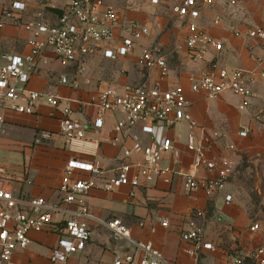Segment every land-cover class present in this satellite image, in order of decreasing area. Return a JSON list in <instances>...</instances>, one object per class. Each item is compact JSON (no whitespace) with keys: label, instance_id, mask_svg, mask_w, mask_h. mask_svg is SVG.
<instances>
[{"label":"crops","instance_id":"0c3cea01","mask_svg":"<svg viewBox=\"0 0 264 264\" xmlns=\"http://www.w3.org/2000/svg\"><path fill=\"white\" fill-rule=\"evenodd\" d=\"M70 0H27L29 14L45 8V18L55 23L57 15ZM181 0H159L151 5L147 0H104L120 15L115 28L117 38L126 35L125 26L131 21L145 26L147 36L135 42L132 52L113 59L103 58L102 53L84 59L82 64L62 66L50 51H45L38 60L37 69L25 85L28 91H38L57 96L54 105L43 98L35 102L30 114L5 108L0 103V163L7 168V187L15 196L43 197L49 201L59 200V182L65 162L76 157L97 162L112 174L113 161L119 155V147L112 144L114 137L123 138L125 146L131 141L122 133L113 130L115 121L122 116L118 111L103 113V126L97 135L86 126L85 137L97 139L98 146L91 152L77 153L68 149L59 134L62 109L69 107L72 117L79 122L91 123L96 116V107L90 100L105 87L111 85L121 91L126 85H143L148 88L180 87L188 101L187 111L196 122L190 130L185 122H178L168 130L157 131L156 137L166 135L172 143V152L161 155V165L173 168H189L194 152L187 149L188 135L196 145L204 146L203 137L213 141L206 152L209 158L224 157L230 164V174L222 192L207 196L198 189L186 192L182 179L175 177L170 184L159 180L133 190L127 186L113 191L92 188L68 210L75 211L85 205L89 218L79 217L91 230V238L83 250L70 255L65 264H112L114 254L130 255L135 264L141 254L125 240H113L103 224L118 219L131 231L136 241H149L163 257L174 264H229L233 256H245L258 246L264 236V81L257 79L250 86V97L245 108L240 109L242 98L232 92H223L214 99L206 98L202 91H191L190 82L199 78L209 62L227 69L256 70L255 57L264 55V43L249 38L250 27L264 28V0H237L235 6L221 3L200 5L198 25L222 44L220 51L209 49L200 61H191L185 43L190 31L187 18L179 17L173 7ZM6 4L0 0V13ZM30 16V15H29ZM219 18L217 24L213 23ZM159 30L158 43L173 49L177 67L168 66L167 74L161 78L158 68H144L136 63V56ZM30 33L20 25L6 22L0 28V64L10 54H23L28 50ZM138 43V44H137ZM157 47L160 52L159 46ZM161 54V53H160ZM162 55V54H161ZM167 59V60H166ZM136 64H135V63ZM168 62V63H167ZM136 66V67H135ZM76 80L78 87L61 84L59 78ZM45 130L51 132L50 140L34 143L35 134ZM247 135L241 137V131ZM146 141L143 140V143ZM233 145V149H228ZM175 152V154H174ZM11 164L3 162V158ZM134 159H141L135 154ZM8 162V161H7ZM216 173V171L214 172ZM81 177L86 174L80 173ZM210 175L204 169L196 172L198 178ZM231 201L225 202V195ZM202 210L205 217L198 219L207 237L215 246L213 250H202L195 256L185 253L192 248L180 238L187 220L195 210ZM68 213L53 216L52 226L61 225ZM167 226H162L161 221ZM142 222V225L139 224ZM259 224L257 231H250L253 223ZM58 233L53 230L31 232L30 243L25 249L15 251L8 264H53L50 250L56 245Z\"/></svg>","mask_w":264,"mask_h":264},{"label":"built area","instance_id":"2783aa9c","mask_svg":"<svg viewBox=\"0 0 264 264\" xmlns=\"http://www.w3.org/2000/svg\"><path fill=\"white\" fill-rule=\"evenodd\" d=\"M147 1L151 5L159 3V0ZM215 3L233 7L237 0H181L173 7V12L179 17L187 18L190 33L185 43L193 62L202 60L209 49H222L221 42L203 31L197 21L200 16L199 4L208 6ZM44 11L45 8L29 14L27 0H12L1 8L0 28L6 22H13L30 33L28 50L23 54L7 55L4 57L5 62L0 64V103L5 108L30 114L35 102L41 98L50 105L57 103V96L25 89L43 52H52L62 66L79 65L97 51L108 59L126 56L132 52L137 40L149 34L147 27L131 21L125 26L126 35L117 38L114 31L120 23V15L115 8L106 5L104 0H70L61 8L56 22L52 24L46 20ZM218 22L219 18L213 20L214 24ZM246 35L264 43L263 27H250ZM254 59L258 62L256 70L227 69L211 61L199 78L190 82V90L202 91L208 99H214L223 92H232L242 98L239 108L243 109L248 104L251 84L257 79L264 81V55ZM136 63L144 68H158L161 78L167 74L165 58L157 47L143 48L136 56ZM59 82L78 87L76 80L69 81L65 76H61ZM90 103L96 107V116L91 123L83 124L74 119L69 107L62 109L59 134L68 149L77 153H93L98 140L85 137L86 126L98 135L103 126L102 115L108 111L122 113L115 121L113 130L128 137L131 146H125L121 137L112 139V144L119 147V155L113 160L115 167L110 175H106V169L97 162L69 158L62 169L59 200L56 202L40 196L13 195L7 187V168L0 163V264H8L15 251L28 246L31 232L54 229L58 233L56 245L49 254L53 264H65L70 255L83 250L91 238V230L85 221L78 218H89L90 215L83 204L75 211L68 210L67 206L76 203L92 188L113 191L127 186L131 189L129 196L133 197V190L140 186H147L157 180L170 184L175 177H180L186 192L202 189L205 195L212 196L224 190L231 171L230 164L224 157L207 156L206 152L213 145L210 138L203 137L204 146H198L193 136L188 135L187 149L194 152L189 168L176 169L161 165V155L172 152V143L164 134L157 138V131L164 132L178 122H185L190 130L196 127L195 120L187 111L188 101L180 87L126 85L118 91L109 85L99 91ZM52 135L49 131L41 130L35 134L33 141L40 144L50 140ZM239 135L244 137L247 131H241ZM143 140L146 142L143 143ZM233 147L229 145L228 149ZM137 153L141 159L133 158ZM201 169L210 175L198 178L196 172ZM80 173L86 176L81 177ZM224 198L226 203L231 201L229 194ZM59 212H66L69 216L61 225L54 227L53 216ZM204 217L202 210H195L187 220L186 228L180 233L181 240L192 245V248L185 250L190 256L215 247L202 225L197 222ZM103 224L113 240H125L140 251L141 257L137 264H174L167 261L149 241L134 240L130 229L120 220L112 219ZM139 224L142 225V222ZM161 225L167 226V222L161 221ZM258 229L257 222L249 227L250 231ZM112 264L135 263L132 256L116 253ZM229 264H264V236L258 246L245 256H233Z\"/></svg>","mask_w":264,"mask_h":264},{"label":"rangeland","instance_id":"374dc122","mask_svg":"<svg viewBox=\"0 0 264 264\" xmlns=\"http://www.w3.org/2000/svg\"><path fill=\"white\" fill-rule=\"evenodd\" d=\"M7 5L10 3V1L12 0H3ZM152 22L154 23V20H152ZM155 23L153 24V28L155 27ZM159 36V30L155 27V30H154V35L153 37L149 40V43H146V46H150V47H153V46H159L161 49H160V53L162 54V56L164 58H166L165 56L167 55V58H168V66L170 68L171 67H177V60H176V56H175V53L173 51V49H170L171 47L169 48H165L164 45H160L158 43V37ZM138 44V43H137ZM136 48V46L134 47V49ZM133 49V50H134ZM167 60V59H166ZM135 63V62H134ZM136 64V63H135ZM139 66V65H138ZM136 67V66H135ZM4 157V156H3ZM8 161V162H7ZM11 160H6V158L4 157L3 158V162L7 165H10L11 163L9 162Z\"/></svg>","mask_w":264,"mask_h":264}]
</instances>
